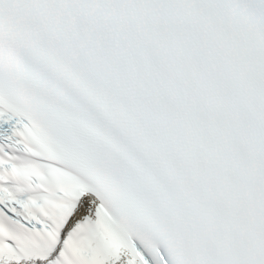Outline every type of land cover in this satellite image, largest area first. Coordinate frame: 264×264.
<instances>
[{
    "label": "snow or ice",
    "instance_id": "1",
    "mask_svg": "<svg viewBox=\"0 0 264 264\" xmlns=\"http://www.w3.org/2000/svg\"><path fill=\"white\" fill-rule=\"evenodd\" d=\"M0 264H264V0H0Z\"/></svg>",
    "mask_w": 264,
    "mask_h": 264
}]
</instances>
